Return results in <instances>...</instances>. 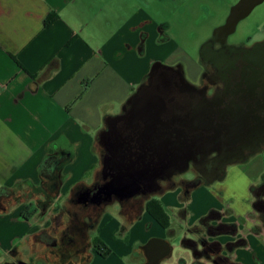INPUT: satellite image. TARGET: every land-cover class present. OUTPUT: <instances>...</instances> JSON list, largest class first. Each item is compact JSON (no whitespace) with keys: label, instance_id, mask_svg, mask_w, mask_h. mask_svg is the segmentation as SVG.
<instances>
[{"label":"crops","instance_id":"crops-1","mask_svg":"<svg viewBox=\"0 0 264 264\" xmlns=\"http://www.w3.org/2000/svg\"><path fill=\"white\" fill-rule=\"evenodd\" d=\"M157 1L0 0V196L20 200L0 207V264H50L32 248L38 230L48 227L50 214L33 219L34 197L26 194L40 185L41 162L56 151L71 156L59 172L62 188L50 206L53 212L75 186L90 181L99 163L97 134L135 91L150 60L175 55V44L157 45L156 22L139 3ZM49 15L54 21L44 27ZM144 33L148 37L142 47ZM249 187L241 204L229 196L208 209L229 206L231 216L224 222L237 225L235 237L202 235L207 242L220 243L221 256L227 257L226 244L246 241L229 251L226 264H264L262 206H254ZM163 199L156 200L172 211L183 202L178 199L169 206L170 198ZM193 203L191 195L188 204ZM111 211L113 216L102 214L89 235L108 253L101 256L90 248L85 264H148L153 239L159 240L157 252L166 249L163 242L172 249L160 264H209L202 257L193 262L190 249L200 250L204 242L199 243V233L189 231L195 222H187L204 216V209L189 211L177 229L170 223L159 226L145 210L131 220ZM245 215L251 218L242 225Z\"/></svg>","mask_w":264,"mask_h":264},{"label":"flooded vegetation","instance_id":"flooded-vegetation-1","mask_svg":"<svg viewBox=\"0 0 264 264\" xmlns=\"http://www.w3.org/2000/svg\"><path fill=\"white\" fill-rule=\"evenodd\" d=\"M212 1L204 2L202 15L212 25L192 52L179 49L165 35L170 28L167 22L155 23V42L175 44V55L150 60L135 91L117 113L105 119L95 145L99 163L90 181L75 186L53 212L50 206L56 192H47L41 186L26 192L34 197L33 219L44 220L50 214L48 227L38 230L32 246L50 264H85L88 250L93 249L89 235L113 203L120 205L119 214L131 220L144 211L146 202L173 192L183 200L173 211L184 218L195 188L206 186L204 181L220 172L224 171L226 177L229 166L242 164L235 163L242 156L249 157V162L264 151V22L257 28L251 24V17L264 0ZM232 12L237 17L231 18ZM147 37L144 33L142 47ZM68 156L61 151L48 155L56 184L61 181L56 169ZM105 158L107 182L116 175L132 178L135 185L129 191L135 196L131 200L106 199L102 190ZM254 186V206H262L259 212L264 220V202H259L264 199V176L261 184ZM19 201L13 195L0 196V207ZM208 212L219 214L206 216ZM231 212L225 205L222 211L210 209L204 220L195 221L189 231L199 233V243L204 242L200 250L193 247L196 257L226 264L225 258L230 257L227 244L224 258L220 243L207 242L203 236H228L216 228L226 224L236 228L235 223L224 222ZM250 218L245 215L242 225Z\"/></svg>","mask_w":264,"mask_h":264},{"label":"rangeland","instance_id":"rangeland-1","mask_svg":"<svg viewBox=\"0 0 264 264\" xmlns=\"http://www.w3.org/2000/svg\"><path fill=\"white\" fill-rule=\"evenodd\" d=\"M177 2V3H175ZM175 2H139L142 3L145 12L150 15L156 23L167 22L168 29L165 30V35L173 40L179 49L192 52L195 50L204 31L208 29L212 23L206 18L203 10L204 2H213L212 0H175ZM185 2V3H181ZM214 9V6H212ZM264 22V5L253 14L251 24L256 28L262 26ZM194 52V51H193ZM264 176V151L257 153L249 162L235 164L229 166L226 170V177L222 182H215L209 186H199L192 192L193 204L188 207V212H198L207 210L211 207H216L215 203L222 201L225 197H236L238 202L242 203V196L248 192L250 183L260 185ZM174 197V202L172 200ZM164 198V202L170 198V202H166L169 206H175L178 202V195L173 192H166L156 199ZM160 201V200H159ZM189 205V204H188ZM189 205V206H190ZM218 206V205H217ZM120 205L113 203L109 206L107 216H113L111 210H119ZM165 208V207H164ZM191 208V210H190ZM170 219V225L177 229L179 226L180 216L174 210L165 208ZM196 221V220H195ZM193 218L187 219L188 223H193ZM166 232V230H164ZM1 262V259H0ZM8 264V263H6ZM10 264V263H9ZM12 264V263H11Z\"/></svg>","mask_w":264,"mask_h":264},{"label":"trees","instance_id":"trees-1","mask_svg":"<svg viewBox=\"0 0 264 264\" xmlns=\"http://www.w3.org/2000/svg\"><path fill=\"white\" fill-rule=\"evenodd\" d=\"M54 15H49V17H47L44 21V27H48L53 21H54ZM86 89V85L84 86V89ZM80 98V96L78 97ZM71 160V156H68L67 159H65L62 162V166L66 163H68ZM51 159L46 157L40 164L39 166V176H40V185L41 187L44 188V190H46L47 192H57V188H58V184H56L55 181V176H54V172H51ZM59 169V171L62 169V167H58L56 169V173L58 172L57 170ZM38 186V187H39ZM254 185H251L249 187V192L253 193L254 190ZM41 189V188H40ZM144 210L145 212L150 216V218L157 223L159 226L163 227V228H167L169 223H170V219L169 216L167 215L164 207L161 205V203L158 200L155 199H151L148 202L145 203L144 205ZM211 214H219L216 212H208V214L206 216H210ZM24 217V215H22ZM206 216L200 218L199 221L204 220L203 218H205ZM26 219V218H25ZM198 221V222H199ZM217 232H223L225 235H230L235 237L236 234V228L234 227V225L231 224H226V225H221L220 227L216 228ZM92 245H93V250L95 251L96 254L104 256L108 253L107 248L105 247V245L98 239L95 238L92 241ZM246 245V241L244 239H236L235 242L233 243H228L226 245V248L231 251L233 248H237V247H244Z\"/></svg>","mask_w":264,"mask_h":264},{"label":"water","instance_id":"water-1","mask_svg":"<svg viewBox=\"0 0 264 264\" xmlns=\"http://www.w3.org/2000/svg\"><path fill=\"white\" fill-rule=\"evenodd\" d=\"M237 17V13L236 12H232L231 13V18L232 17ZM234 20V19H233ZM237 22V20H236ZM235 22V23H236ZM260 152V151H259ZM254 155V154H253ZM252 155V156H253ZM249 157H241L240 160H236L235 163H244L248 160ZM108 169H107V158H105L104 160V164H103V178L104 180H107L108 175ZM124 177L127 178L124 179ZM225 179V172H220V174L216 177H213L209 180H205L204 184L206 186L211 185L214 182H222ZM105 180V184L103 185V194L106 196V199L108 200V202H113V201H118L121 202V200H131L133 198V196H135V192L134 191H129L132 188H134V183L132 182V178L130 176H123V175H116L112 180L110 179L108 182ZM132 180V181H131ZM62 188V182L58 181V188H57V192L54 196V199L51 203V205L54 204L55 200L59 197L60 195V190ZM159 242V240L157 239H153L150 241L149 245H148V250L146 253V258H147V263L148 264H160L162 262V260L169 258L171 256V252L172 249L169 246V244H167L166 242H163L164 246L166 249L161 250L164 251L162 252L163 254H161V252H157L156 251V242ZM186 240H183V242H185ZM183 242H181V244H183ZM197 251V250H196ZM191 252V258L193 260V262L197 261V258L195 256V253L193 251V249H190ZM209 264H215V262L213 261H208Z\"/></svg>","mask_w":264,"mask_h":264}]
</instances>
